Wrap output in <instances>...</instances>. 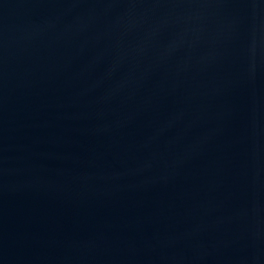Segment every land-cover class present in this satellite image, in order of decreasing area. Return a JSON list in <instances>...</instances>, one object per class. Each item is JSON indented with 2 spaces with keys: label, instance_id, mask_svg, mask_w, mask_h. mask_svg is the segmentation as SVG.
Listing matches in <instances>:
<instances>
[{
  "label": "water",
  "instance_id": "obj_1",
  "mask_svg": "<svg viewBox=\"0 0 264 264\" xmlns=\"http://www.w3.org/2000/svg\"><path fill=\"white\" fill-rule=\"evenodd\" d=\"M0 264H264V0H0Z\"/></svg>",
  "mask_w": 264,
  "mask_h": 264
}]
</instances>
